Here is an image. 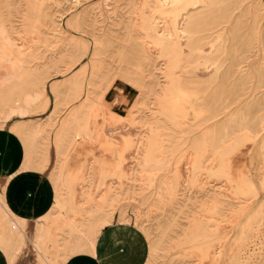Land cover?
I'll use <instances>...</instances> for the list:
<instances>
[{
    "label": "rangeland",
    "instance_id": "obj_1",
    "mask_svg": "<svg viewBox=\"0 0 264 264\" xmlns=\"http://www.w3.org/2000/svg\"><path fill=\"white\" fill-rule=\"evenodd\" d=\"M68 1L0 0L10 38L5 53L21 56L16 78L0 67V189L5 182L10 191L17 174L34 173L42 196L51 184L54 203L68 199L67 179L76 194L69 214L52 204L35 231L36 216L29 219L32 236L16 262L44 264L32 239L48 234L49 255L63 264H101L89 257L98 259L100 241L113 255L119 248L137 252L126 264H212L196 256L199 246L218 250L219 264H264V0L193 6L184 40L189 51L175 57L170 87L154 31L163 25L159 9L169 3ZM169 88L177 91L172 101L184 99L188 116L167 109ZM204 147L203 169L194 174ZM25 148L34 152L28 172L19 165ZM144 149L155 159L151 165ZM217 154L231 182L217 175ZM100 176L106 179L98 189ZM107 189L106 210L96 217L110 227L93 248L88 230ZM5 259L0 250V264Z\"/></svg>",
    "mask_w": 264,
    "mask_h": 264
},
{
    "label": "bare ground",
    "instance_id": "obj_2",
    "mask_svg": "<svg viewBox=\"0 0 264 264\" xmlns=\"http://www.w3.org/2000/svg\"><path fill=\"white\" fill-rule=\"evenodd\" d=\"M28 2V4L30 6H36L39 4V2L41 0H26ZM68 1V0H65ZM83 0H75V6L79 5ZM87 1V0H84ZM156 2H158L159 4L161 3H169L167 6H163L159 9V14H160V20L162 21V26H159V24H156V21L154 22L155 24V28L154 31H156V33L158 34V39H157V46L160 48V51L157 52L158 54L160 53V55H162L165 60H166V64L168 66V73L166 76L167 79V86H171L172 84H174V79H175V75L173 74V72H175L176 70V66L179 64L178 60L175 58L178 55L182 56V55H186L189 51L188 48V44L187 42H185L184 40L188 39L187 37V25H188V15L189 13L192 11V7L200 5L201 2H203L204 0H155ZM170 1V2H169ZM69 2V1H68ZM71 2V1H70ZM74 2V1H73ZM141 2V1H140ZM153 4V3H152ZM151 4V5H152ZM44 5V4H43ZM150 5V6H151ZM41 7V6H40ZM142 7V6H141ZM152 7V6H151ZM155 7V6H153ZM157 7V8H158ZM34 8V7H33ZM42 9V8H41ZM141 9V8H140ZM152 10V8H150ZM156 9V8H154ZM45 11V10H44ZM150 11V10H149ZM154 11V10H153ZM152 11V12H153ZM158 11V10H157ZM41 11H39L40 13ZM153 14V13H150ZM157 14V13H156ZM144 15V14H143ZM142 15V16H143ZM148 15V14H147ZM137 16V15H136ZM150 16V15H149ZM152 17V16H151ZM154 18V17H153ZM141 19V17H140ZM74 20V19H73ZM156 20V18H155ZM28 21V20H27ZM32 22V21H31ZM43 22V21H42ZM41 22V23H42ZM51 22V21H50ZM138 22V21H137ZM27 23V22H26ZM80 23V16H77V20L75 22V24H79ZM35 24V23H34ZM51 24V23H50ZM7 22L4 19V17L0 16V57L2 59V64H1V68H6L7 69V73L11 78H16L17 77V71L20 69L21 67V56L19 53H14L13 55V59L9 58V54L6 55L5 52L7 49V44L10 41L9 38V30L8 27L6 26ZM74 25V24H73ZM69 26V25H68ZM59 27V26H58ZM70 27V26H69ZM142 27V24H141ZM140 27V28H141ZM74 28V27H73ZM80 28V27H79ZM32 29V28H31ZM78 29V28H77ZM63 30V28H62ZM158 30V31H157ZM30 31V30H29ZM189 32V31H188ZM64 34V33H63ZM104 37V36H103ZM93 38V37H92ZM190 39V38H189ZM142 40V39H141ZM75 41V40H74ZM71 42V41H70ZM69 42V43H70ZM80 42V41H79ZM74 43V42H73ZM142 43H146V42H142ZM150 43V42H149ZM152 43V42H151ZM154 43V42H153ZM66 44V43H65ZM139 44V43H138ZM147 44V43H146ZM145 44V45H146ZM78 45V43H77ZM95 44H93L94 46ZM145 45H142L143 47H145ZM152 44H150L151 46ZM191 45V44H190ZM80 46V45H79ZM92 46V47H93ZM97 46V45H96ZM95 46V47H96ZM86 48H88L87 46H85ZM91 47V48H92ZM156 47V45L154 46ZM196 47V46H195ZM67 48V47H66ZM71 48V47H70ZM75 48V46H74ZM101 48V47H100ZM197 48V47H196ZM99 49V48H98ZM73 50V49H72ZM77 50V49H76ZM86 50V49H85ZM200 50V49H199ZM68 51V50H67ZM84 51V50H83ZM94 51V50H93ZM134 51V50H133ZM137 51V50H136ZM11 52V51H10ZM25 52V51H24ZM80 52V51H79ZM85 52V51H84ZM87 52V51H86ZM92 52V51H91ZM96 52V51H95ZM100 52V51H99ZM13 53V52H12ZM75 53V52H74ZM93 53V52H92ZM69 54V53H68ZM81 54V53H80ZM101 54V53H100ZM190 54V53H189ZM213 54V53H212ZM82 55V54H81ZM94 55V54H93ZM98 55V54H96ZM70 56V55H68ZM73 56V55H72ZM71 56V57H72ZM183 57V56H182ZM26 58V57H25ZM70 58V57H69ZM98 58V57H97ZM72 59V58H71ZM82 59V58H81ZM96 59V58H95ZM73 60V59H72ZM93 60V59H92ZM182 60V59H181ZM77 61V60H76ZM84 61V60H83ZM96 61V60H95ZM183 61V60H182ZM70 63V62H69ZM67 65V64H66ZM95 65V64H94ZM68 66V65H67ZM66 66V67H67ZM181 66V65H180ZM75 67V66H74ZM209 67V66H208ZM213 67V66H212ZM71 68V67H70ZM211 68V67H210ZM181 69V68H179ZM2 70V69H1ZM0 70V71H1ZM88 70V69H87ZM89 70H91L89 68ZM93 70V69H92ZM4 71V70H3ZM68 71V70H67ZM66 71V72H67ZM2 72V71H1ZM90 72V71H89ZM6 73V72H5ZM95 73V72H94ZM93 74V73H92ZM91 74V75H92ZM94 75V74H93ZM87 76V75H86ZM203 76V75H202ZM3 75H0V81H3ZM81 76L78 75L76 76V84L80 81ZM92 77V76H91ZM118 77V76H117ZM89 78V76H88ZM74 79V78H73ZM178 79V78H177ZM74 82V81H73ZM178 83V82H177ZM182 83V81H181ZM80 84V83H79ZM178 85V84H176ZM167 88V87H166ZM164 88V89H166ZM175 88V87H173ZM184 88V87H183ZM176 89V88H175ZM167 91V90H165ZM162 92V91H161ZM177 91L173 92V89L169 88V91L166 92L165 96L167 98H169V103H167V108L168 110H172L173 112H176L177 114H179L181 117H184V115L187 113H184V108L183 106L181 107V101L184 100L183 98H179L178 96L176 97V101H172L174 100L173 98H175L174 95L176 94ZM165 93V92H164ZM170 93V94H169ZM172 93V94H171ZM179 93H181V91H179ZM164 95V94H163ZM170 95V96H169ZM162 96V94H161ZM165 96H162V98ZM187 97L189 96L188 94L186 95ZM190 97V96H189ZM161 98V99H162ZM166 99V98H165ZM164 100V99H163ZM181 100V101H180ZM188 100V98H187ZM188 103V102H187ZM161 104V103H160ZM159 104V105H160ZM184 104V103H183ZM187 106V105H186ZM191 108V107H190ZM164 109V108H163ZM189 109V108H188ZM165 111V110H164ZM163 111V112H164ZM130 112V111H129ZM192 112V111H191ZM134 114V113H133ZM166 114V113H165ZM176 114V115H177ZM185 115V116H186ZM188 116V115H187ZM187 118V117H186ZM133 119V118H132ZM181 119V118H180ZM113 120V119H112ZM178 120V119H177ZM130 124V123H129ZM116 127V126H114ZM109 128V127H108ZM110 129V128H109ZM113 129V128H112ZM111 129V130H112ZM119 130V129H118ZM101 135V134H100ZM214 141H217V139L215 137ZM207 141V140H206ZM128 143V142H127ZM121 145V144H119ZM128 146V145H126ZM26 151H28V156L26 157V160L20 161L19 165H23V169L24 171H29L30 170V162L31 159L33 157V150L32 149H26ZM123 150V149H122ZM206 147L200 149L197 152V155L195 157V161L192 165V170L191 172L194 174H198L199 170L203 169L202 164L204 161V158L206 156ZM151 153L147 152L146 149H144V154H143V161L145 162V164L149 165L152 161L154 162L155 159L151 158ZM158 160V159H157ZM156 160V161H157ZM19 161V160H18ZM17 161V162H18ZM193 161V160H191ZM215 162H218L221 164L222 169L219 170L220 172L217 174L219 177H223L228 179L229 181L231 180L230 177L226 174L225 167L222 164V156L217 154L215 156ZM151 165V164H150ZM151 167V166H150ZM202 167V168H201ZM32 175H34V173H30ZM104 175L106 176L105 172ZM216 175V176H217ZM105 176H100V179L97 181L96 183V187H98V189H101V187L104 185ZM25 180V179H24ZM227 181V182H229ZM231 182V181H230ZM24 183H28L24 182ZM67 185V190H68V199H63L54 203L52 200V204H55L59 209H61L63 214H69V212H72L74 210V201H75V183L70 180L67 179L66 180ZM244 184L247 186V190L248 192H253V187H252V183L250 181H245ZM5 182L3 184V189H0V227L9 225L7 227L8 231L6 230V228H0V250L4 252L5 257L7 258V264H15L17 258L19 257L20 254H22V249H21V243H23L24 238H30L32 236V231H35L39 225H44L46 220V217L48 215V210L49 208L42 214L39 215L38 218L36 219L32 231H30L29 228V223H28V219L26 217H23L20 213H18L13 206L10 204L9 201V196H8V190L6 188L5 189ZM29 187V185H28ZM32 188V187H31ZM30 188V189H31ZM61 188V187H60ZM23 189V188H22ZM243 189L245 192L247 191L245 188H240ZM3 190L5 191V193L3 192ZM95 190V189H94ZM25 191V189H24ZM29 192V191H28ZM80 193V192H78ZM109 193V190H106V196L102 201L99 202H95L96 206H95V211L92 215V222L94 223V226H91L90 229L88 230L89 234L90 232H92L91 234V246L94 248L95 245L97 244V240L104 234V232L107 230V228L110 227V223L108 219H103L102 220H98L100 219L99 217L101 216H97L98 213L106 210V205H107V195ZM25 194V193H23ZM26 198V197H25ZM53 198V197H52ZM78 199V198H77ZM65 200V201H64ZM67 200V201H66ZM46 201V200H45ZM92 201V200H91ZM27 205V204H26ZM29 205V204H28ZM17 206V205H16ZM18 207V206H17ZM21 209V208H20ZM19 209V210H20ZM25 210V209H24ZM41 211V210H40ZM61 214V212H60ZM62 214V215H63ZM36 215V214H35ZM104 215V214H103ZM98 219H97V217ZM71 217V216H70ZM256 217V216H255ZM106 218V217H105ZM97 219V220H96ZM60 222H57V224ZM49 230V228L47 229V231ZM10 233L9 235L7 234ZM78 232L77 228H74V230L72 231V233H76ZM72 234V236L74 235ZM71 236V237H72ZM33 240V248H35L34 250H36L35 252L37 253L38 257L40 260L43 261L44 264H63L62 262H59L58 260H53L50 257V252H49V245L52 242V237H50L48 234L46 235H42L41 237H34ZM221 247V246H220ZM219 247V249H220ZM96 251V250H95ZM198 251V255H196L197 257H199L200 261L204 262L206 260H210V262L212 264H219L222 260V257L220 256V252L218 250H208V249H204L203 247L199 246ZM94 258V257H93ZM96 259V258H95ZM137 264V263H136Z\"/></svg>",
    "mask_w": 264,
    "mask_h": 264
},
{
    "label": "crops",
    "instance_id": "obj_3",
    "mask_svg": "<svg viewBox=\"0 0 264 264\" xmlns=\"http://www.w3.org/2000/svg\"><path fill=\"white\" fill-rule=\"evenodd\" d=\"M0 155H1V152H0ZM17 175H15V178L13 179V181L11 183H9V185L14 183V184H12L10 191L8 190V192H9L8 196H9L10 204L13 206V208L18 213H20L23 217H26L28 219V222L32 216H36V218H35V221H36L38 216L42 215L49 208V206L52 203V187L50 186L51 184L50 183L47 184L49 189H51V192H48V197L42 196L43 193H41L42 190H40L41 180L38 177L39 174H37V175L17 174ZM32 176H34L35 180H32L28 183L23 182L24 179H25L24 181H26V179L32 178ZM9 185H8V187H9ZM28 185H29V187H28ZM24 189H25V191H24ZM37 192L41 193L40 196L39 195L35 196V194H38ZM23 193H25V194H23ZM100 242L98 244V250H97L98 259H95V258L87 255L90 257L91 261L96 262V263L100 262L101 264H124V263L126 264V263H129V261H133V262L135 261V260H133L135 258L134 253H137V252H131L130 253L128 251V250H130L129 248H126L127 251L123 250L122 248L121 249L119 248L120 252L115 251L116 253L114 252L115 254L113 255V254L108 253L106 250L107 249L106 245H104V243L102 244ZM84 255H86V254H84ZM79 256L81 257L83 255H79ZM75 257H78V256H75ZM104 258H105V260H107V263L105 262ZM6 259H5V261H6ZM144 262H145V260H144ZM144 262L142 264H144ZM6 264H7V261H6ZM16 264H25V260H21L19 258L18 261L16 262Z\"/></svg>",
    "mask_w": 264,
    "mask_h": 264
}]
</instances>
